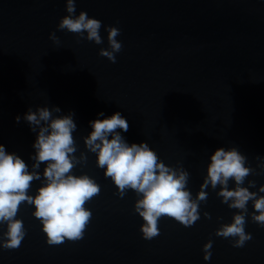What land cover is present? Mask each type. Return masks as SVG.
Instances as JSON below:
<instances>
[{
    "label": "water",
    "instance_id": "water-1",
    "mask_svg": "<svg viewBox=\"0 0 264 264\" xmlns=\"http://www.w3.org/2000/svg\"><path fill=\"white\" fill-rule=\"evenodd\" d=\"M75 8V15L84 11L102 22V44L57 29L68 15L66 0H0V144L31 170L37 133L23 119L28 109L74 112L76 155L88 159L73 174L94 178L101 191L85 205L92 219L83 239L55 246L47 244L34 206L21 205L16 218L27 234L18 249L0 248V264H264V228L250 215L245 231L252 239L244 247L215 235L238 212L221 202L219 187L206 190L193 226L162 217L160 234L143 239L135 192L120 198L83 142L90 121L118 111L129 123L121 132L126 141L147 142L166 165H182L193 197L220 147L247 157L246 166L260 174L243 186L255 181L249 190L258 192L264 185V159H256L264 158V0H75ZM107 26L121 30L115 63L99 55L109 47ZM53 32L58 44L49 39ZM40 186L34 181L29 194ZM248 210L254 211L251 202ZM6 230L0 225V235Z\"/></svg>",
    "mask_w": 264,
    "mask_h": 264
},
{
    "label": "clouds",
    "instance_id": "clouds-1",
    "mask_svg": "<svg viewBox=\"0 0 264 264\" xmlns=\"http://www.w3.org/2000/svg\"><path fill=\"white\" fill-rule=\"evenodd\" d=\"M66 11L68 15L59 21L58 30H67L97 45L104 42L100 35V20L89 18L84 11L75 15V0H66ZM106 31L109 47L101 48L99 55L115 63L116 54L123 48L117 40L121 30L107 26ZM49 39L59 43L55 32L49 35ZM60 112L59 107L43 106L35 111L29 108L24 115L31 131L37 133L33 144L35 154L30 156L33 161L31 170L20 156L8 153L0 144V225L7 227L0 235V248L16 250L21 246L27 232L23 221L16 217L25 203L34 206L32 215L40 221L50 246L83 239L91 222L92 212L85 205L100 194L101 188L87 174H73V169L86 164L88 158L85 152L76 155L75 113L54 115ZM98 116L103 117L104 113L100 112ZM15 119L19 123L21 117ZM89 123L92 131L84 138V145L88 152L95 154L96 166L104 170L106 178H111L120 198L128 190L135 192L138 198L134 212L144 221L140 227L143 239L152 240L160 234L158 224L162 217L172 218L184 227L193 226L200 219V204L207 202L209 186L212 190L219 187L216 195L221 202L229 209L238 210L230 224H221L215 231L217 237L231 238L235 248L244 247L252 239L251 233L245 231L249 215L253 223L264 228V195H260L264 193V185L258 192L249 190L256 188L255 181L249 180L248 186H243L249 175L260 173L246 166L247 157L236 148L225 150L220 147L210 155L207 175L200 191L193 197L187 187L190 173L182 165H166L147 142L129 144L126 141L121 132H128L129 123L120 112ZM41 164L45 165L42 174L39 171ZM259 168L264 170V163ZM34 181H41L42 186L33 196L29 192ZM230 181H234V187H229ZM249 202L254 209L251 213ZM204 217L211 219L207 212ZM212 246V240L203 245L205 261L211 258Z\"/></svg>",
    "mask_w": 264,
    "mask_h": 264
}]
</instances>
